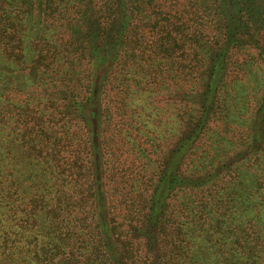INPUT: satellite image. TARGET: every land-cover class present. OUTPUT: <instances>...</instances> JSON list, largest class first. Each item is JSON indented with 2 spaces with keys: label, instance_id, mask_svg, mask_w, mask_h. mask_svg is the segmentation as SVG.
Wrapping results in <instances>:
<instances>
[{
  "label": "rangeland",
  "instance_id": "1",
  "mask_svg": "<svg viewBox=\"0 0 264 264\" xmlns=\"http://www.w3.org/2000/svg\"><path fill=\"white\" fill-rule=\"evenodd\" d=\"M78 1L5 0L0 11L11 18L3 19L2 23L5 22L8 33L23 30L20 37L9 38L6 43L21 44L29 54L35 45L67 43L65 12ZM176 1L174 21L169 20L168 8L147 13V17L139 15L135 34L143 37L140 48L145 55L136 58L135 64L129 62L130 69L134 67L132 72L110 74L101 95L102 177L107 204L120 243L133 249L136 258L150 254L142 236L132 237L135 242L130 244L132 228L143 222L167 161L186 132L201 129L183 171L204 175L227 163L249 142L250 127L264 103V40H261L255 47L229 54L226 76L213 110L208 112L205 125L197 127L204 113L201 102L206 92L207 68L216 49L213 45L216 24L210 7L212 0ZM50 2L54 3L52 8L46 6ZM3 62L2 88L8 101L7 118L11 121L4 137L6 197L0 217L5 232L10 238L18 235L22 242L46 233H50L51 239L73 235L78 247H83L84 240L91 236L86 226L94 209L93 187L90 188L94 154L86 128L71 108L53 99L52 94L60 78L70 74H43L39 85L32 84L27 74L14 73L18 67ZM136 68L140 70L138 74H134ZM70 77L80 81V90L89 85L87 74ZM14 114L19 116L16 125ZM32 128L34 151L27 147L26 129ZM220 177L202 190L172 192L167 201L168 228L180 230L183 251L201 254L199 264H215L220 258H215L213 249L199 237V225L193 234L188 228L204 207L208 211L203 214L211 221L209 210H216L214 203L220 198L224 209L234 202L245 203L250 210L246 215L239 210L236 215L244 224H252L263 209L258 204H264L261 197L264 153L260 154L259 167L240 164ZM36 244L40 250V243ZM43 248L45 255L54 252L52 244Z\"/></svg>",
  "mask_w": 264,
  "mask_h": 264
},
{
  "label": "trees",
  "instance_id": "2",
  "mask_svg": "<svg viewBox=\"0 0 264 264\" xmlns=\"http://www.w3.org/2000/svg\"><path fill=\"white\" fill-rule=\"evenodd\" d=\"M155 1L79 0L75 7L68 3L69 8L65 12L67 14L63 25L67 31V43L35 45L30 54L25 52V47L21 44L6 43L5 40L9 38L20 37L23 30H11L8 33L5 22H2L11 16L5 11H0V212L4 211L6 197L4 137L8 123H11L7 118L8 101L2 88L3 61L11 62L19 68L14 73L27 74L32 84L39 85L43 74L55 72L70 74L61 77L55 84L57 86H52L53 99L60 100L71 108L76 119L86 128L90 135L92 155L94 154V177L90 185V188L93 187L91 198L94 209L91 211V222L86 226L91 231V236L84 240V246L78 247V243L72 239L73 235L67 234L58 239L54 236L51 239L50 233L40 234L38 238H30L25 242H22L18 235L10 238L5 232L1 216L0 264H199L201 254L183 251L179 238L180 230L178 232L177 229L168 228L166 209L171 193L207 188L215 184L224 171L240 164L247 163L259 167L260 154L264 153V103L257 111L250 127L249 142L227 163L208 170L204 175L186 174L183 171L182 167L201 129L186 132V136L167 161L143 222L136 223L131 231L129 240L142 236L150 255L136 258L133 249L125 248L120 243L116 223L109 213L103 185L101 95L110 80V74L132 72L134 67L130 69L129 62L133 61L135 64L136 58L145 55V51L140 48L143 45V37L135 34L139 28V15L144 14L147 17V13L160 12L161 9L168 8L171 13L169 20H175L178 6L176 0H157L153 5ZM4 4L5 0H0V7ZM53 4L50 2L46 6L52 8ZM210 7L213 9L211 11L217 30L213 36V45L216 49L211 54V62L207 68L206 92L201 102L204 113L197 127L205 125L210 114L208 112L213 110L215 97L226 76V61L229 54L249 46L255 47L264 40V0H212ZM26 8L28 10L27 6ZM197 42L199 45L201 41L198 39ZM139 72L138 68L134 70V74ZM72 74H87L89 85L85 90H80L78 86L80 81L72 79L70 77ZM49 87L45 89L48 90ZM17 117L19 116L14 114L15 125L18 123ZM30 130L26 129L29 136L27 147L28 150L34 151L36 147L31 137L34 129ZM15 133L13 130V134ZM87 197L90 198L89 195ZM261 197L264 199V188ZM223 202L220 198L214 203L217 206L216 210H209L213 216L211 221L205 218L203 213L208 210L204 207V210L199 212L197 221L188 229L192 230L193 234L199 225V237L206 240L213 249L212 254L215 258L219 257L222 264H264V204H258L263 209L257 213L254 222L244 224L239 214H236L242 210L246 215L249 207L245 203L234 202L228 209H224ZM58 225H61L60 221ZM135 238L130 244L135 242ZM37 242L40 243V250L37 249ZM51 244L54 252L49 255L43 254V247ZM219 261L215 264H220Z\"/></svg>",
  "mask_w": 264,
  "mask_h": 264
}]
</instances>
